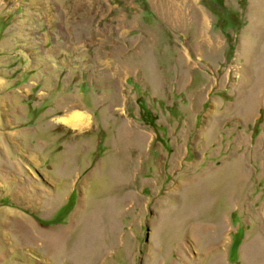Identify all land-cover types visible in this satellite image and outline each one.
<instances>
[{
	"label": "rangeland",
	"instance_id": "obj_1",
	"mask_svg": "<svg viewBox=\"0 0 264 264\" xmlns=\"http://www.w3.org/2000/svg\"><path fill=\"white\" fill-rule=\"evenodd\" d=\"M237 1L203 5L222 34L175 0H0V264H264V0Z\"/></svg>",
	"mask_w": 264,
	"mask_h": 264
},
{
	"label": "crops",
	"instance_id": "obj_2",
	"mask_svg": "<svg viewBox=\"0 0 264 264\" xmlns=\"http://www.w3.org/2000/svg\"><path fill=\"white\" fill-rule=\"evenodd\" d=\"M175 1H179V4H181L182 2H188V3H194V5L196 6V5H198V12H200L199 13V16L201 17H204L206 14H205V12L207 13V15H208V18H205V21L203 22L204 23V25L206 26V33L209 31V29H211V28H213L214 26H215V23H214V21H213V23H212V20H211V16L208 14V12H211L212 13V15H213V17H214V19H217L216 21H218L220 18H221V20H223L224 22H222L221 23V25L219 26L220 28L219 29H216V31H218V32H220L222 29H224L226 32H228V29H229V26L231 25V24H234L233 23V21L232 20H230V18H229V21H228V23L226 24V22H225V18H224V13H220V16H217L216 15V12L215 13H213L212 11H211V8H207V7H204L205 5V3H206V0H175ZM194 1V2H193ZM213 2L214 1H216L217 2V4H218V6H221V4H222V11H224V9L223 8H232L231 6H229L227 3H226V0H212ZM232 4L234 3V0H229ZM219 2H221L220 4H219ZM238 2H240V4H239V7H240V5H241V10H242V12L245 14V7H246V0H238L237 1V3ZM243 3V4H242ZM204 5V6H203ZM226 5H228L229 7H226ZM208 11H206L204 8ZM219 8V7H218ZM193 10V9H192ZM238 11H239V9H238ZM193 13L195 14V9H194V11H193ZM193 13H192V16H193ZM244 14H238V16L240 15L241 17H242V21L240 22V23H242V26H240L238 29L239 30H233L234 32L236 31V33L238 32V34L239 33H241V28L242 27H244V18H245V15ZM238 16H236V17H238ZM202 17H201V19H202ZM207 17V16H206ZM231 18L233 17V18H235V15L234 16H230ZM256 18V17H255ZM254 18V19H255ZM198 19V18H197ZM202 21H203V19H202ZM178 22H180V20L178 21ZM246 25H247V23H245ZM222 25H224V26H222ZM238 26H239V23H238ZM221 33L223 34V32L221 31ZM224 36V35H223ZM225 37V36H224ZM225 40H226V38H225ZM223 41L222 40H219V42L217 41V44H219V43H222ZM212 45L213 44V42H209L208 43V45ZM238 44H239V41H238ZM209 45V46H210ZM215 46V45H214ZM226 46H227V48L230 46L229 45V43H225V44H223V49H225L226 48ZM217 47V45L215 46V48ZM221 47V46H220ZM235 49H236V47H235Z\"/></svg>",
	"mask_w": 264,
	"mask_h": 264
},
{
	"label": "bare ground",
	"instance_id": "obj_3",
	"mask_svg": "<svg viewBox=\"0 0 264 264\" xmlns=\"http://www.w3.org/2000/svg\"><path fill=\"white\" fill-rule=\"evenodd\" d=\"M59 120L71 127H80L84 123L85 113L84 111L82 112L81 110L74 109L64 114Z\"/></svg>",
	"mask_w": 264,
	"mask_h": 264
}]
</instances>
